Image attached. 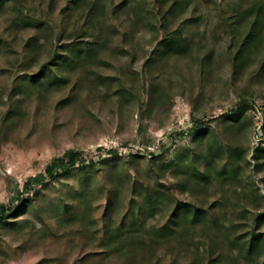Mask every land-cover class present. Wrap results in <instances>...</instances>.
<instances>
[{
  "label": "rangeland",
  "instance_id": "1",
  "mask_svg": "<svg viewBox=\"0 0 264 264\" xmlns=\"http://www.w3.org/2000/svg\"><path fill=\"white\" fill-rule=\"evenodd\" d=\"M173 1L2 0L0 264H230V248L251 242V259L235 264L264 261V221H254L264 211V157L254 155L264 144V39L239 53L251 18L238 13L264 0ZM173 36L183 51H157ZM87 42L89 52L53 62ZM41 70L40 81L23 77ZM241 101L238 123L221 121ZM207 144L227 176L198 184ZM69 149L83 162L46 174ZM188 201L207 215L187 224V245L150 248L152 231ZM220 215L225 231L212 224Z\"/></svg>",
  "mask_w": 264,
  "mask_h": 264
},
{
  "label": "trees",
  "instance_id": "2",
  "mask_svg": "<svg viewBox=\"0 0 264 264\" xmlns=\"http://www.w3.org/2000/svg\"><path fill=\"white\" fill-rule=\"evenodd\" d=\"M75 3H77L78 0H74ZM182 2H184V0H174L172 5L173 6H181ZM2 3V0H0V4ZM239 15L241 17H250V26H249V30L247 31L245 38L243 39L241 45H240V49H239V53H243L247 48H252L254 47L257 43H259L261 40L264 39V9H263V4L261 1L258 2H254L253 4H251L250 6H247L245 9L239 10L238 11ZM87 45L81 46V45H74L71 48H66L65 52H62L60 54H55L56 57L53 59V62L56 65H63V64H67L70 62L72 56H71V52L72 50L75 51L76 55H78L80 51H85V52H89L92 49V44L87 42ZM180 41L176 36H173L171 38V40H165L161 43L162 48H159V50L157 51H166L169 49H174L176 51H183L184 49V45H180ZM78 53V54H77ZM43 71L41 70L37 73L34 74H26L23 77L26 80H31L32 82H37L40 81L41 76L43 75ZM50 73H54V69H49ZM55 76V74H53V77ZM64 80V78L62 79ZM249 107V104L247 103H243V101H241V103L233 108H231L229 111L223 112L221 114V121L227 123V125H234L235 123H238L241 115L243 114L244 110H246ZM202 121L204 120H199L196 124L197 125H201ZM195 136L201 138L203 135V131H198L194 134ZM210 144V143H209ZM207 144L205 153L202 154L203 156H206V165H207V172L204 171H200L198 168V170H194L193 174L194 176H197L199 179H192L194 182L198 183V181L200 182L202 179L203 180H208L209 177L211 176V174L217 173L220 174L218 175L220 178L225 179L226 175V171L224 169H222V171L216 170V167L214 166L213 162H212V158H213V150L211 148L212 145ZM254 155L255 156H263L264 157V144H259L255 149H254ZM93 159L89 160V164H94ZM83 162V158H82V153L80 150H76V149H69L67 150L63 156H56L52 159V161L46 166L45 168V172L48 175H55V176H61V175H65L68 174L72 169H74L75 167H77L80 163ZM223 175V176H222ZM43 178V174L39 173V174H35L33 176L32 179H42ZM199 184V183H198ZM144 203L148 204V207L150 206V208L153 209L154 207V202L151 200L150 196L146 197L144 200ZM5 206L4 204H0V220H3L6 218L7 214L6 211L4 210ZM16 209H13V211ZM207 215V210L206 208H203V206H201L200 204H193L192 201H188V202H177L173 208L172 211V215H171V224L169 227H163L160 229H154L152 232L153 237H149L148 241H149V247L152 248L153 250L155 249L156 246H158V242L160 241H165L164 244H170L171 240L175 237H180V242L179 245L180 246H185L187 245V237H188V233H187V224L189 222H192V224H196L197 222L200 223H204V219L205 216ZM226 218L222 215H220V218L216 221H212L213 226H216V228L219 227H223L224 228V222H225ZM254 221H255V225H259L264 221V211L259 212L258 214H256V216L254 217ZM123 227L120 228H113L110 230L109 232V238L112 237H116V235L118 233H120L123 230ZM226 228V227H225ZM224 228V231H225ZM131 229H135L132 230L133 232L137 230V228H133V227H129V230ZM137 234H130L128 236V241L130 242H135V238L137 240V243L139 244H146L148 242H146L144 239L141 240V238L139 236H136ZM252 239H262V233L260 231H252ZM235 238L232 241H237L240 240L241 236L240 235H235ZM253 240V241H254ZM138 244V245H139ZM255 246V242H251V246L247 245V248H242L237 252H233L232 249L230 248V250L228 251V257L231 258V263L230 264H235L238 262V258L243 257L245 258L247 263L248 259H251L250 256V252L253 250L252 247ZM259 264H264V261L262 263Z\"/></svg>",
  "mask_w": 264,
  "mask_h": 264
}]
</instances>
